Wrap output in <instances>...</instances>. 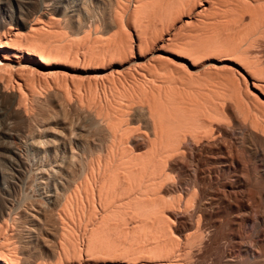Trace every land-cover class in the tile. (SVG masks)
Listing matches in <instances>:
<instances>
[{
    "label": "rangeland",
    "instance_id": "374dc122",
    "mask_svg": "<svg viewBox=\"0 0 264 264\" xmlns=\"http://www.w3.org/2000/svg\"><path fill=\"white\" fill-rule=\"evenodd\" d=\"M30 1H32V0H30ZM33 1L40 3V5L35 6V5H33V2L31 3V2H29V0H27V1L24 0V2H22L21 0H0V42L3 39L2 38L3 36L1 37V34H5L4 36L7 37L8 29L6 27L11 25V26L20 30L19 32L21 34V36H20L21 39L19 37L16 41H18V42L23 41V43H18L19 46H21V44H22V46L27 44L29 46L26 45V46H24V48L25 47L26 48L32 47L34 50V53H35V50L38 52V50L40 48L42 50L41 51L42 54L39 52L38 53L43 55V56L46 55V53L48 51H50V54H51V52L53 54V56H52L49 53H47V55L49 54L50 56L53 57V59H52V57L50 58L49 55L46 56V57H49L48 58L49 59L48 60L49 66L47 68L40 66L39 64L35 63L33 60H28L26 62V66L24 67V72H23L24 75L22 72L19 71L21 73V76L23 75L22 77H24V78H22V79H24V80H22V79L20 80L19 79L20 77H17V75L20 76L19 75L20 73L17 72V73H19V74H17L16 69L19 70L20 68H13L12 67L13 68L12 69L11 67H9V70L12 73H8L9 72V70L7 69L8 67L5 68L6 70H3V69L0 70V75L2 76L1 77L2 81H0V93H3L4 94L3 96H5V97H3L0 94V96H1L0 97V130H2V129H5V131L7 130L6 135L2 136L3 138L0 137V143H1L0 144V147H1L0 151H1V154L5 153V154H3V156L6 154L9 157L11 156L8 160H4L0 156V159H1L0 160V170L4 173L3 177L0 176V230H1L0 231V241H1L0 244L2 245L4 243V245H5V242L10 243L11 241L13 242L14 246H15V244H17L15 246V248H14V246L12 247L14 249H12L13 251L10 254L13 255L14 257H18L19 259L16 258L18 261L21 260L20 258L23 259L24 257L27 256L26 255L27 251H34V250L39 249L41 247L43 249L46 248V250L50 249V250L54 251V248L57 247L56 250L58 251V249H59V252L56 253V251H55L54 256L55 255H56V257H57V255L60 256L59 253L61 252L62 257L61 256L60 257L62 259H60V260H62V261H60L61 263L57 262V259L59 260L60 257L59 258L57 257V259H56V257H54L51 259L52 260L51 262L54 263V261L56 260L55 263H58V264L59 263L60 264H77V263L80 264L83 262L85 256H88L90 254L89 257H91L93 255V254L91 255V253L96 252L95 251L97 249L96 246H98V249L101 248L100 251H102V248H103V250L105 249V252H107V253L112 252L110 254V256L113 254V257H115L116 259H117V257L121 259L122 255L124 256V254L127 257H129L128 254L131 253L132 251L140 250L142 253V251H143L142 248L145 249L146 247L144 248V245L142 244L143 245V246L141 245L142 248L139 249L140 244L138 242H136V243H138L139 245L135 244L133 242V239H131V236H133L132 238L138 239L140 237V235H143V236H141L142 241H141V239H138V240H140L139 241L140 243L145 242L144 244H146L148 242L147 240H152L153 242H150L152 244L156 241V239H150V237L152 238L153 235L150 236L148 233L149 231L147 232V230H144V233L141 232L142 234L140 233V235H138V236L133 235L137 231H139L136 228H139V226L142 227V221H140L141 220L140 216L139 217L137 216L139 218V220H137L138 218L136 217V215H138L137 211H136V213H135L136 215H135L134 214L135 210L133 209V207L129 208L131 206H128V207L124 206L125 208L132 209V211H134L133 213L131 211V213L134 215V217H131V218H133L134 221L137 220V222H138L137 226L138 227L135 225L136 221H135V223L133 221L134 224L131 221L130 222L134 225V227L136 226V228H134L133 225L130 224V222L128 223L130 225H128L125 222L127 219H128L127 222L129 220H131L130 216H132V215L130 214L129 216H127V214L123 213L126 210V209L124 210V207H122V210H121V211L124 210L122 212L124 214L123 215L124 218L121 217L122 213L117 212L118 214H121V215L119 216L116 213H115V215L119 216L121 219H125V221L120 220V218H118L117 216H115L113 214L111 216H113V217L115 216L114 218L117 221L114 220L113 217L110 218L107 216L108 218L105 217V219L107 218V222L108 221L109 222L106 223L105 219L100 218L101 216L98 214L99 212L97 214L94 213V212L99 211V209L96 210L98 207L94 208L97 205V203H95L96 198L91 197L92 194H88L87 192L84 193V191H81L82 188H79V189L77 187L75 188L74 185L76 183H74L72 188H70V189H72L71 191L69 189H67L68 187H65L67 185L66 179L63 177V174H60V172L63 169V167H62L63 163L65 164V158H63L64 157L63 153L65 151H67L70 155H73L72 153H74V152L79 153V154L74 153V155H76L75 157H77L79 159H77L75 161L74 160L75 157L73 155L74 158L72 161H73V163L76 162L75 168L78 167V169H79L81 164H82L81 169H84V167H82V166H84V164H86L85 165V171L86 170L87 171H86V173L84 171L83 178L85 177L84 179H86L87 181H89V180L91 181L94 178V177L92 178V175H94V176L97 174L99 175V172H98L99 170L97 171L96 168H98L100 166V164L103 166V168L99 167L100 169L102 168L100 172L102 174H103V172L107 173L108 171H106V170L109 169V166L107 165V163L109 165H111L113 163V160L110 158L114 159V157H112V156H114L115 154H116L115 158L117 157V154L119 153V152H117V148L118 147L120 148L121 146H123L122 143H124L121 141L119 136L121 137L123 134L122 138H123V141H125L127 136L130 135V133L133 129L130 130L129 132H128V130L131 129V127L132 128L135 127L133 131L138 132L139 126H140V129H139L140 132H142L141 130L143 129L145 131H148V133H149L150 128H151L150 124L152 123V118H154L155 116L157 117L158 114L161 112L160 111L161 108H160V110H158V106H159L158 104L159 103H157V102H156L157 109H155V110H158V111H155L153 109L154 108L153 106H155V105H153L152 106L153 108H151L154 110L156 115L153 114L154 116H152V114H151L152 111L149 112L148 105H150L151 102H147V99H144L147 97L146 96L147 94H145V92L147 90L148 91L150 90L148 95L151 94V91L153 92L155 90L156 92L154 94H156L160 90L161 93L158 92L159 94L157 93L158 95L157 94L156 95L157 96L160 95L161 97L163 96L162 94L164 93L165 88H166V91L164 94H166V92H168V91H171L172 93L174 91H179V92H182V94L184 96L183 98L187 101V99L185 98V95L186 96L188 95L187 91H189L191 89L189 91L190 94L191 95L196 94V98H197L196 90L198 89V87L200 85H202L203 87L200 86L202 88L200 89V87H199V91H203L204 93L205 92L206 93L205 94L203 92L202 93L200 92V93L203 95H208L211 93L210 95H212V93L214 91L213 94L215 96L212 95V97L213 96L216 97L217 99H215V98L214 99L217 100L218 102H220V104H221V102L223 100H224V102H226L225 100L231 101L232 95L237 93L234 90L233 85L232 84H231L232 86L230 85V82L232 81L234 84L235 83L237 84V81H239L238 83H239L240 87L238 84H237V86L240 88V91H243V92H239V93H241L240 96H245V95H247V97L250 96L251 102H253L252 103L253 105L258 104V103L260 104L259 101H261V104H260L261 107H259L260 105H257V106L261 109H264V76H263L264 75V73H263V71H264V69H263L264 68V48L263 47L264 46L258 45L256 43H254V41H252V43L249 44L250 38H248V37L250 35L248 36V34H246L247 32L244 33V35H242L243 29L239 25H237L238 27L237 26L234 27V25H230L231 22L226 21L229 19H225L228 17V15H226L227 17L224 16L225 18H223V16H221V15L225 14V12H223L224 14H221L222 12H220V11H223V10H221V9L218 10V8H220V6H221V5L218 6V4H220V3L222 4V0H219L215 3V5L217 4L216 5L218 7L217 9H215L216 6L213 4L215 7H213L212 10H209V12L206 11V13L204 14L205 16L199 15V13L197 14L195 12L197 7L193 9L194 6L193 7L191 6L192 10H190V9L185 10L184 9L187 12L183 11V8H187V7L190 8L189 4L190 3L192 4L193 0H190L189 3H188L189 0H185V1L182 0L183 4H181V2L179 0H33ZM136 1H138V3H140V4L141 3L142 4L140 5ZM169 1H170V3H169ZM178 1L180 4L178 3ZM183 1L185 2V4L188 3L184 7H183V5H184ZM186 1H187V3H186ZM214 1H216V0H213L212 2L214 3ZM201 2H204V0H202ZM24 5H26V6H24ZM181 5L183 8H180ZM174 6H175V8H174ZM178 6H180V7H178ZM140 7H141V9H140ZM40 8H42V9H40ZM70 9H72V10H70ZM216 10H217V12L220 13V15H218V13L216 15V12H215ZM65 11H67V12L64 13ZM211 11L215 12V13H212ZM73 13H75V14H73ZM202 13L203 12H201L200 14H202ZM207 13L209 15H207ZM215 18H216V21L214 22ZM222 19L225 21H223ZM36 20H37L36 23L39 22V24L33 23ZM25 21H26V26L23 25V23ZM40 21H42V22L40 23ZM210 22H211V24H210ZM223 23H227V24H223ZM234 24L236 25V22ZM29 25L30 26L32 25V27H34L36 25L37 30L39 29L38 26L40 25L39 27L41 28L40 29L41 32L38 30V31H36V32H38L37 35L36 36L33 35V33L36 30L34 28L35 29L34 32L32 30V33H29V29H28ZM215 25H217V26H215ZM207 27L208 28L212 27V28L208 29ZM222 27H224L225 29ZM4 28H5V31H4ZM217 29H219V30H217ZM45 30H47V31H45ZM226 32H227V34H226ZM40 33L43 35H40ZM28 34L35 36V37H33L34 39L31 37L28 38ZM34 34H36V33H34ZM229 34H231V35H229ZM22 35H24V36H22ZM31 35H29V36H31ZM37 36H40L39 38L41 40L39 38H36ZM246 36H248V37H246ZM243 37H245V39ZM211 38H212V41L210 40ZM31 39L33 40V42H36L35 44L38 45L39 47L36 46V48L34 49L35 44L32 42ZM35 39H39V40H35ZM217 39H218V41H216ZM230 39H232L233 42ZM27 40L28 41L31 40L32 43L29 41L30 42V44H29V42ZM16 41L14 40L12 42H14V44L17 45ZM38 41H39V43H40V41H42V42L40 44H37ZM189 42H190V44H189ZM244 42H246L247 44ZM216 43H217V45H216ZM219 43H220V46H219ZM230 43H231L232 47L230 46V48H228ZM198 44H199V46H198ZM239 44H240V46H239ZM32 45H34V46H32ZM249 45L250 46L253 45V46H251V48H250ZM215 46H216V48H215ZM186 47H188V48H186ZM234 47H235V49H234ZM243 47L245 48V50L246 49L247 50L241 51V48H243ZM260 47H261V49H260ZM37 48H38V50H37ZM184 48L186 49V51ZM223 48H224V50H223ZM254 48H256L257 50ZM192 49L194 51H192ZM225 49L228 51L226 52ZM178 50H180V51H178ZM198 50H199V53L197 52ZM176 51H178V53ZM254 51H255V55H253ZM256 51H258L257 54H256ZM37 52L35 54L38 55ZM187 52L188 53L190 52L191 54L189 53L190 54L189 55V54H187ZM243 52H245V53L247 52V54H245ZM184 53H186V54H184ZM239 53H242V54H239ZM192 54H194V55H192ZM196 54L198 56H196ZM181 55H182V57H181ZM237 55H239V56H237ZM245 55H247V56H245ZM252 56H253V58H252ZM237 57H238V59L239 58H241V59L238 60ZM246 57H247V59H246ZM50 59H51V61H50ZM243 59H245V62L247 63V65H250V66L252 65L250 68L248 66V68H249L250 73H252V71L254 70V72L252 73L253 75L256 73L254 75V79L250 78V76L246 72H244V70L238 64L239 62L245 63ZM54 60L56 63L53 62ZM246 60H248L249 62H247ZM261 60H263V62ZM50 62L52 63V65L50 64ZM252 62H254V63H252ZM254 64L256 67L253 66ZM28 65H29V67H28ZM258 67H260V68L258 69ZM35 68H37V69H35ZM20 70L23 71V69H20ZM28 70H29V74L27 72ZM169 70H170V72H169ZM218 70H220L222 77L226 78L227 80H225L222 77L220 78V74H219ZM228 70L231 74H229ZM25 71L27 72L28 75L25 74L26 73ZM34 71H36V72H34ZM53 71H54V74H51V72L53 73ZM171 71H172V73H171ZM257 71H259V72H257ZM41 72H42V76H43V73H45V75L43 77H45L47 75L46 73H49L48 75L51 74L50 75L51 77L47 76L46 78H43L40 76ZM182 72H183V74L181 75L180 73H182ZM184 73H185V75H184ZM190 73L192 74L191 76H190ZM239 73H240V75L242 74L243 76L242 75L240 76ZM160 74H162V76H160ZM164 74H165V76H164ZM211 74L213 75V77H215L214 79H213V77H211L212 76ZM217 74L219 76H217ZM228 74L230 75V78L232 80L229 78ZM169 75L171 78L169 77ZM176 75H177V77H176ZM201 75H202V77H201ZM141 76H142V78H141ZM158 76L160 79H158ZM185 76H187V77H185ZM174 77H176V79ZM193 77H195V78L193 79ZM205 77L208 79H206ZM239 77L241 79H239ZM188 78H191V79L189 80ZM203 78L206 79V81ZM242 78H244V79H242ZM236 79H238V80H236ZM155 80H157V82ZM197 80L200 81L199 86H197L199 84V83H197L198 82ZM219 80H222V81H219ZM9 81L11 83H9ZM15 81L16 82L20 81V84H22V85H17ZM147 81L150 83H148ZM174 81H176V82H174ZM188 81L191 82V84L188 83ZM223 81L224 82L226 81V82L224 84H222ZM140 82H142V83H140ZM184 82L187 84H185ZM203 82L206 84V86H204ZM155 83H157L156 85L160 86L163 91L161 90V88H158L155 85ZM169 83H170V86L168 85ZM212 84H214V85L217 84V85L214 86ZM218 84L219 85L221 84L220 87ZM225 84L228 86H226ZM23 85H25V86H23ZM136 85H139V86H136ZM187 85H189L191 88ZM192 85H194V86L196 85L195 87H197V88H195ZM209 85H212V86H209ZM256 85L257 86L259 85V86L257 87ZM18 86L22 87L21 90L23 89V92L20 89H18ZM141 86L143 87V89ZM167 86H168V89H170V90L167 89ZM173 86L177 87L176 90H175V88H172ZM144 87H146V88H144ZM152 87H154V88H152ZM156 87H157V89H155ZM179 87L181 88V90ZM184 87L187 89V91ZM221 87H222V89H220ZM247 87H248V89H247ZM192 88L194 89V92H195L193 94H192V92H193ZM211 88L212 89L214 88V90H212ZM227 88H229V89L232 88V90L230 91ZM58 89H60V90H58ZM177 89H179V90H177ZM207 89H208V91H207ZM216 89H217V92L215 91ZM18 90H20L21 93H24L23 95L21 94L22 95L21 97H20V92H18ZM142 90L144 92H142ZM139 91L143 95H145V97H143V95H141ZM199 91H198V93H199ZM222 91H225L226 93L230 92L232 94L231 95H230V93L225 94V92H222ZM232 91H234V92H232ZM249 91H250V93H249ZM64 92H66V93H64ZM215 92H216V94L219 92H222L221 94L224 93L225 95L223 94L220 96L219 95L220 93H219L218 95L220 98L218 99V96L215 94ZM247 92H248V94H247ZM184 93H187V94H184ZM62 94L64 95V98L66 97V99H69V100L67 101V100H64L62 98L63 101H65L63 103V101L61 99V96H63ZM169 94H171V93H168V96H170V98L173 97L172 95H169ZM179 94L180 93H178V95L177 94L176 95L179 96ZM176 95H174V96L176 97ZM229 95H230V97H229ZM126 96H127V98H126ZM152 96H150V97H152ZM166 96H167V94H166ZM189 96L190 95L187 96L188 99H189ZM227 96L230 99L226 98ZM253 96H254V98H253ZM131 97H134V98L132 99ZM156 97H152V99L155 100ZM208 97H209V95H208ZM212 97L210 96L208 98L209 101H210V99L212 100ZM222 97H224L226 99H223ZM234 97L236 98L237 96H234ZM234 97L232 99H234ZM250 97H248V98L250 99ZM19 98H21V99H19ZM158 98L159 97H157L156 100ZM181 98L182 97H180V98L178 97L177 99L181 100ZM183 98H182V100H183ZM194 98H195V96H194ZM205 98L204 99L207 100L206 96H205ZM255 98H257V99H255ZM128 99H130V100H128ZM159 99H160L159 101H161V98H159ZM168 99H169V97H168ZM168 99H166V100H168ZM174 99H173V101L172 100L171 101L175 105L177 103L179 104L180 101L176 100L177 102L175 103ZM198 99H200V97ZM204 99H203V102H204ZM220 99H223V100H220ZM236 99H238V98H236ZM254 99H255V101H254ZM145 100H146V102H145ZM148 100H149V97H148ZM169 100H168V102H166V101H163V99H162L163 102L161 104L166 105V108H168V106H167L168 104H166V103H169ZM191 100H193V97ZM191 100H190V103H192ZM201 100H202V97H201ZM215 100H214V102H215ZM256 100H258V102ZM60 101H62V102L60 103ZM150 101H152V100H150ZM197 101H199V100H197ZM233 101L234 100H232V102ZM153 102H155V101H153ZM164 102H165V104H164ZM183 102L184 101H182L181 103H183ZM212 102L210 101L209 103L206 104V101H205L204 103L207 106H209V104H210V107L213 105H217V104L220 105L217 102H216V104L211 105ZM188 103L189 102H186V104H188ZM193 103H197V102H193ZM62 104H63V106H62ZM74 104H75V107L77 106L76 108H78V109H76L74 107ZM76 104H78V105L81 104L79 106H81L82 110ZM144 104H145V106H144ZM169 104L171 105L172 103L170 102ZM184 104H185V102H184ZM205 104H203V105L206 106ZM163 105H162V110L164 111L163 108L165 106H163ZM61 106H62V108H61ZM141 106H143V107H141ZM172 106L173 105H171L169 107H172ZM176 106H178V105H176ZM220 106H222V105H220ZM145 107L148 108L147 112L145 113L146 115L144 114V112H142V111H145V109H146ZM79 109H80V111H79ZM170 109L171 108H169L168 110L170 111ZM16 110H17V112L15 113ZM121 110H122V112H121ZM171 110H172L171 112L173 113L174 109H171ZM156 112L157 113L159 112V113L157 114ZM171 112H167V113L162 112L161 114L166 115V114L171 113ZM12 113H13V116H12ZM19 113H21L23 116L20 117L21 115L19 116L18 115ZM147 114L149 116L151 114L152 117L151 118L149 117L151 120L148 119ZM170 116H171V114H170ZM170 116L168 115V117H170ZM14 117H15V119H14ZM162 117H164V116H160L161 119H162ZM16 118H18V119H16ZM25 118L27 119V121H25L26 120ZM28 118L31 119L30 122H28L29 121ZM108 125L111 128V130L107 127ZM145 125H147V126H145ZM68 126H71L73 128V131L71 129L68 130ZM26 127H29V128H26ZM56 128H58L59 130ZM114 128H116V129H114ZM52 129H53V131H52ZM55 129H56V131H58L57 133L54 132ZM60 129H62V131H61L62 133L61 132L59 133ZM108 129L110 131L113 130V132H111V133H114V134L116 133L118 135H115L112 138L111 136L113 134H109ZM48 130L50 132H48ZM70 130L72 131L71 133H70ZM106 131H108V132H106ZM62 135H64V137ZM116 136H118V139L121 141L120 143L122 145L119 144V141H118V139H116L117 138ZM124 137H125V139H124ZM112 139H114V144H116L118 141V143H117V145L119 144L118 147L114 146V144L112 143L113 142ZM109 141L113 145L108 144V143H110ZM105 142H108V143H105ZM56 143H58V144H56ZM106 144L109 146L111 145L112 148H115L116 150L115 149L114 150L117 153L114 150H112L111 147H107ZM84 146H86V148ZM103 146H105L104 149L102 148ZM106 147L111 150L112 154H109L111 152H109L110 150L106 149ZM11 149L15 152V154L16 153L17 154L16 155L13 154L11 152ZM72 149L74 150V152ZM95 149H97V151ZM120 149H119V151H120ZM98 151L103 153V157L104 158L106 157L105 159L107 161L108 160L109 161L107 162L106 160H103L104 158L102 159V156H101L102 154L99 153ZM113 151L115 152L114 155H113ZM97 152L99 153L101 158ZM106 152H108L107 155L105 154ZM95 153H97V154H95ZM83 154H85V157ZM104 155H106V156H104ZM93 156H94V158L96 157L95 160H94V158L93 159L91 158ZM107 156L108 157L110 156V158H108ZM83 157H84V159H83ZM55 159L57 160V162ZM82 159L84 160V162ZM88 159L90 160V161H88V163H89L88 166H90L92 168L96 167V168H94V170H92V168H91V172L95 173V170H96V172H97L96 174L89 173L90 167L87 166V160ZM98 159L103 161V164L101 161L99 163ZM93 160H94V163L98 162L97 163L98 166L95 165L96 163L94 164L93 162H91ZM110 161H112V162L110 163ZM104 162L106 163V165ZM54 163L55 164L57 163L56 166ZM90 164H92L93 166H91ZM104 167L106 169H104ZM53 169L56 171H54ZM103 169H104V171H103ZM88 170H89V172H88ZM54 172L55 173L58 172L60 175H58V173L54 174ZM101 173H100V175H101ZM86 174H87V176H86ZM88 175H89V177H88ZM86 177H88L89 179H87ZM62 186H63V188H62ZM55 187H58V188H55ZM64 187H65V189H64ZM57 189H59V190L57 191ZM76 189H77V191H76ZM61 190L66 191L65 194H63V195H67L66 197H68L69 192H70L71 196L73 195L72 197L69 196L68 198H66L69 200L70 204H69V202L67 203L68 200L65 202V203H67V205L64 204L65 199H63V198H65V197L61 194L64 192L63 191L61 192ZM105 190H108V192H109V189H105ZM73 191L76 192L77 194L76 193L72 194ZM58 192L61 195V197L59 196ZM78 192H79V194L81 193L80 194L81 196L82 195L87 196L84 194H88V196L90 195L89 196L90 198H88V196H87V198H88L87 199V198H84L82 196L84 198L83 199L80 195H78ZM88 192L90 193L91 191L88 190ZM55 193H57L58 196ZM66 193H68V194H66ZM78 196H79V199L77 201L76 198H78ZM58 197H59V199H58ZM91 198L95 199L94 203L90 202V204H88L89 202L87 203V201L88 200L91 201L92 200ZM115 198H116V196L114 197V200H115ZM56 199H57V201L59 200L58 202L61 201L63 203V205H65V206L60 205L61 202L59 203V205H57L58 203H57ZM74 199H75V201H77V203L79 202V204H77V203H75V204H77L78 206H80V204H81L80 207H77V209H79V208H81V209L78 211L76 210L75 212L77 214L82 212V213H80V214H82L81 215L82 217L80 216V214H79V216L76 215L77 218L74 215L75 220H72L73 218L71 219V217H73V216H71V214L70 215L68 214V210H69V213L70 212L72 213V212H74L73 210L76 209L74 207L77 205L71 206L74 204L73 203ZM80 199H83L82 203L80 202L81 201ZM85 199H87V200H85ZM116 199H118V196ZM84 200L86 202H84ZM68 204L71 207H73V210L71 208L68 209V207L65 208L66 206H69ZM86 204H87V208L84 207V205H86ZM92 204L93 205L95 204V205L92 206ZM89 205H91L90 208H94V209H92V211L89 210ZM54 206L56 207V209L54 208ZM59 206H62V207H60L61 211H62V208H65V209H63V211L61 212L60 209L58 210ZM49 207H52L51 208L52 210L55 209V211L53 210V212L58 211L57 213H58L59 217H58L57 213L54 214L53 212H50L52 210H50ZM83 207H84V209H86V213H85V210L83 209ZM38 209H40V212L38 211ZM64 210L67 211L66 216H64L65 215L64 213H66ZM93 210H95V211H93ZM41 211L43 214H45V211H46V214H49V212H50V214L53 216L52 217L53 220L50 221V219H47L48 217L51 218L50 214L47 218H45L43 216V214L41 213ZM59 211L63 214V216L61 215V213ZM87 211H89V212L91 211L92 214L94 213L95 215H91V213L89 214V212H87ZM87 213L90 216L89 215L84 216V214H87ZM127 213H130V212L127 211ZM55 215H56V219L54 218ZM60 215L62 217H64V220H67L70 217L68 219L70 221L67 220L65 222H62L64 220H62ZM125 215L128 218H125L126 217ZM67 216H69V217L67 219H65V217H67ZM92 216H96V217L104 220V222H105L104 225L107 227L105 228L103 225H101V223L103 221L97 220V219L94 220L95 217H92ZM90 217L92 218L91 221H89L91 219ZM58 218H59L60 222H57L58 225H56V223H54V222H56L58 220ZM110 219H112V220H110ZM93 221H94L93 224L95 227H96L95 221L96 222L100 221L98 223V224H100V228H102V226H103L105 229L102 228L100 230L99 225H97V227L99 229L98 228L95 229V227H93L91 225ZM114 221H116V225L114 224ZM121 221H122V223L120 224ZM59 223H61V224H59ZM109 223L111 225L113 223L114 226L112 227ZM125 223L127 224V226L129 227L130 230L128 229V227L123 226V225H125ZM139 223H140V225H139ZM108 224L111 227L108 226ZM144 226H143V229L146 227V226L145 227ZM115 227H117V228H115ZM123 227L126 228L125 229L126 231L124 230ZM130 227L134 228V229L132 228L133 234L131 236H130V234H131L132 229ZM92 228L94 230H97L95 233L96 237L92 236V235H94V234H92V232H95ZM109 228H112V230L117 235V237L114 236V234L111 235L110 238H111V241H113V243L109 239L110 235H106L104 233V231H105L108 234V231H106V229L109 230ZM103 229H104V231L101 232ZM121 229H123V230H121ZM127 229H128V232H130L129 234L127 232ZM143 229H141V230L143 231ZM99 230H100V232H98ZM117 230H119L118 233H116ZM120 230H121V232H120ZM4 231L6 232V234ZM109 231L112 234V231L111 230H109ZM123 231L125 234H128L130 238H128V236L126 235L127 237H125V240H124V236L122 235ZM145 231L147 232V234H145L146 233ZM89 232H91V233H89ZM139 232H138V234H139ZM54 233H55V235H54ZM102 233H104L105 235ZM150 233H151V231H150ZM1 234H2V236H4V235L5 236L1 237ZM86 234H89V235L87 236ZM99 234L100 235L102 234L106 238L108 237L109 240L102 238L103 236L101 237ZM118 234H121L122 236L118 235ZM7 235L11 238L10 240H9V238H6V237H8ZM145 235L150 236V237L148 236L149 238H147L146 241H144L145 240L144 238H146ZM89 236L92 237V239H93V237H95L94 239H97V237H99V238L101 237V239H99V241L96 240L97 242H99V244L97 242L94 243L93 242L94 240L92 241ZM86 237H89L88 238L89 240ZM3 238L5 239V241L1 240ZM126 238H128V239H126ZM114 239H115L116 243L114 242ZM116 239H117V241H116ZM126 240H129L128 243H130L128 245V247H126L128 249H126L125 246L124 247L122 246L123 245L122 242H126L124 244L127 246ZM86 241H91V242H86ZM12 242H11V244H12ZM105 242H106V244H105ZM117 242H118V244H117ZM119 242H121L120 244H121V248L123 247L122 248L123 251H122V249L121 250L119 249L120 248ZM63 243H65V244H63ZM72 243H74V244H72ZM90 243H92L91 245H96V246H93L94 248L92 247V249L94 250L93 252L91 251L92 249H91V245H89ZM100 243H102V246L100 245ZM109 243L112 244V247H111V245H109ZM56 244H57V246H56ZM107 244L111 247L109 249H111L113 251H110V250L107 251L108 247L107 246L104 247ZM7 245L9 246L10 244H7ZM31 245H34V246H31ZM52 245H53V247H52ZM71 245H73L72 246L73 248L71 247ZM74 245L77 248L80 247V250H82V252H80V251L78 252L79 248L78 249L76 248V250H74V248H75ZM131 245L132 246L138 245L139 247L136 246L137 247L136 249L133 247L134 250H132ZM149 245H147V246L149 247ZM11 246H10V248L8 247L9 250L11 249ZM61 246H62V248H63L62 250H64V252H62V250L60 249ZM3 247L5 248L6 246H3ZM85 247H87V248H85ZM89 248H90V250H89ZM26 249H27V251H26ZM71 249H73L74 251H77V253L73 252ZM83 249H84V251H83ZM118 249L120 251H122L120 256L118 255L119 254ZM124 249L126 250L125 251L126 253H124ZM146 249H148V248H146ZM146 249L144 250L145 252L143 251V253L147 254V256H150L151 254L148 255V252H146ZM117 250H118V252H117ZM115 251L118 254L115 253ZM127 251H129L128 254H127ZM140 251H139V253H140ZM9 252H11V250ZM89 252H91V253H89ZM96 253H94L92 258H94V256H97L98 254L101 257H102V255L103 256L107 255L109 257L108 259H111V257H112V256L111 257L109 256V253L103 254V251L100 253L98 251ZM101 253H102V255H100ZM135 253L136 252L132 253V255L134 254V256L135 255H137V256H135V257L130 256V257H133V259L131 258L132 261H134V258L137 259L138 255H139V253H136V254ZM141 253H140V255H141ZM143 253H142L141 257L145 256V255H143ZM114 254H116L117 256L116 255L114 256ZM16 255H18V256H16ZM20 256H22V257H20ZM107 256H104V258H107ZM127 257L124 256V258L123 257L122 258L127 259ZM140 258H138V260ZM129 260H130V258H129Z\"/></svg>",
    "mask_w": 264,
    "mask_h": 264
},
{
    "label": "bare ground",
    "instance_id": "6f19581e",
    "mask_svg": "<svg viewBox=\"0 0 264 264\" xmlns=\"http://www.w3.org/2000/svg\"><path fill=\"white\" fill-rule=\"evenodd\" d=\"M21 1L24 2V0H21ZM179 1L181 2V4H183L182 0H179ZM179 1H178V3H179ZM201 1L202 0H193L192 4L191 3L189 4L190 8H188L187 6H186L187 8H183L185 5H187L190 2V0L188 1V3L186 1L187 4H185V2H184L183 7H182V5H181V7L180 6H178V7L183 8V11L187 12V11H185L186 9L187 10L188 9L192 10L191 6L192 7L194 6L193 9L197 7L196 11L194 10L197 14L199 13V15H204L206 13V11L209 12V10H212V8L217 5V4L215 5V3L217 1H219V0L214 1V3L212 2L213 0H204V2H201ZM29 2H31V3L33 2V5H35V6L40 5V3L34 2L33 0L32 1L29 0ZM136 2L138 3V1H136ZM169 3H170V1H169ZM138 4H140V3H138ZM219 5H221L222 7L220 6V8H218L216 6L215 9L218 8V10H220V9L223 10V11H220V12H222L221 14H224L223 12H225L224 15H221V16H223V18H225L224 16L228 15L229 18L226 16L227 18H225V19H229V20H226V21L231 22V24L229 23L230 25H234V27L239 25L243 29V34L242 35H244V33L247 32L246 34H248V36L250 35L252 37L251 38L250 36L249 37L246 36V37L251 39V40L249 39V41H250L249 44H251L252 41H254V43L264 46V0H222V4L220 3V4H218V6ZM24 6H26V5H24ZM174 8H175V6H174ZM40 9H42V8H40ZM140 9H141V7H140ZM70 10H72V9H70ZM66 12L67 11H65L64 13H66ZM201 12H203V13L200 14ZM215 12H216V15H217V13H218V15H220V13L217 12V10ZM215 12H212V13H215ZM73 14H75V13H73ZM207 15H209V14L207 13ZM215 21H216V18H215L214 22ZM223 21H225V20H223ZM36 22H37V20L34 21L33 23L34 24H39V22L38 23H36ZM41 22L42 21H40V23ZM235 22H236V25L234 24ZM210 24H211V22H210ZM223 24H227V23H223ZM23 25L26 26V21L23 23ZM32 25L31 26L29 25V28H28L29 29V33H32V30L34 32V30L36 29L35 32H34L36 34L33 33V35L36 36L37 33H38L36 31H38V30L40 31V29H41L39 27L40 25L38 26V28H39L38 30L36 28L37 27L36 25L34 27H32ZM215 26H217V25H215ZM6 28L8 29L7 37L4 36L5 34H1V37L3 36L2 37L3 39L1 38L2 40L0 42V70L1 69L6 70L5 68H7V67H8L7 69L9 70V67H11V68L13 67V68L23 69V71L20 70V69L19 70L16 69V73L19 72V71L23 73L24 72V67L26 66V62L28 60H33L35 63H37L40 66L45 67V68H47L49 66V61H48L49 57H46V56H48L50 54V51H48V52L46 51L49 54L47 55V53H46V55L43 56V55H41L42 54V52H41L42 50L40 48H39L40 51L38 50V48H37V50L41 54H39L35 50V53L36 52L38 53V55H37V54L34 53V50H33L32 47L31 48H28V47L24 48V46H26L27 44L24 45V46H22V44H21V46H19L18 43H23V41L22 42L16 41L21 36V34L19 32L20 30L15 28V27H13V26H11V25L7 26ZM211 28L212 27H210L208 29H211ZM222 28H224V27H222ZM217 30H219V29H217ZM4 31H5V28H4ZM45 31H47V30H45ZM226 34H227V32H226ZM29 35H31V34H28V38L35 37L33 35H31V36H29ZM40 35H43V34L40 33ZM229 35H231V34H229ZM22 36H24V35H22ZM39 37L40 36H37L36 38H39ZM243 38L245 39V37H243ZM20 39H21V37H20ZM39 39H35V40H39ZM14 40L17 42V45L14 44V42H12ZM31 40H29V41L31 42ZM210 40L212 41V38ZM230 40H232V39H230ZM216 41H218V39ZM30 42H29V44H30ZM32 42H33V40H32ZM41 42L42 41H40V43ZM232 42H233V40H232ZM33 43L35 44L36 42H33ZM40 43H39V41L37 42V44H40ZM244 43H246V42H244ZM189 44H190V42H189ZM216 45H217V43H216ZM27 46H29V45H27ZM32 46H34V45H32ZM36 46L39 47L38 45L35 44L34 49L36 48ZM198 46H199V44H198ZM219 46H220V43H219ZM230 46H231V43L229 44L228 48H230ZM239 46H240V44H239ZM251 46H253V45H251ZM251 46H250V48H251ZM186 48H188V47H186ZM215 48H216V46H215ZM243 48H241V51L242 50H244V51L247 50V49L245 50V48L244 49ZM234 49H235V47H234ZM254 49H256V48H254ZM260 49H261V47H260ZM199 50L197 51L198 53H199ZM223 50H224V48H223ZM178 51H180V50H178ZM178 51H176V52L178 53ZM185 51H186V49H185ZM192 51H194V50L192 49ZM227 51L228 50H226V52ZM247 52L246 53L243 52V53L247 54ZM189 53L187 52V54H189ZM257 53H258V51H256V54ZM184 54H186V53H184ZM239 54H242V53H239ZM50 55L53 56L52 52H51ZM192 55H194V54H192ZM253 55H255V51H254ZM52 56H50V58ZM196 56H198V55L196 54ZM237 56H239V55H237ZM245 56H247V55H245ZM181 57H182V55H181ZM252 58H253V56H252ZM52 59H53V57H52ZM237 59H238V57H237ZM239 59H241V58H239ZM246 59H247V57H246ZM243 60L245 62V59H243ZM50 61H51V59H50ZM246 61L249 62L248 60H246ZM261 61L263 62V60H261ZM53 62H55V60ZM254 62H252V63H254ZM50 64L52 65L51 62H50ZM238 64L241 66V68L244 70V72H246L250 76V78L254 79V75L256 73L253 75L252 73L254 72V70L252 71V73H250V71H249V68L252 65L251 66L247 65L246 62L245 63H243V62L240 63L239 62ZM248 66H249V68H248ZM253 66L256 67L255 64ZM28 67H29V65H28ZM259 68L260 67H258V69ZM35 69H37V68H35ZM36 71H34V72H36ZM218 71H219L220 78H221L222 77L221 72H220V70H218ZM259 71H257V72H259ZM27 72L29 74V70ZM27 72L25 74H27ZM169 72H170V70H169ZM228 72H229V70H228ZM8 73H12V72H10V70H9ZM19 73H17V74H19ZM171 73H172V71H171ZM240 73H239V75H240ZM263 73H264V71H263ZM46 74L47 75L45 77H43L45 75V73H43V76H42V72H41L40 76L43 77V78H46L47 76L49 77L51 74H54V71H53V73L51 72L50 75H48L49 73H46ZM180 74L182 75L183 72L180 73ZM229 74H231V73L229 72ZM19 75L20 76L17 75V77H20L19 78L20 80L22 78H24V77H22L24 75V73H23L22 76H21V73ZM184 75H185V73H184ZM191 75L192 74L190 73V76ZM160 76H162V74H160ZM164 76H165V74H164ZM217 76H219V75L217 74ZM1 77L2 76L0 75V81H2ZM169 77H170V75H169ZM176 77H177V75H176ZM176 77H174V78L176 79ZM185 77H187V76H185ZM201 77H202V75H201ZM211 77H213V75ZM141 78H142V76H141ZM194 78L195 77H193V79ZM214 78L215 77H213V79ZM222 78H224V77H222ZM229 78H230V75H229ZM244 78H242V79H244ZM158 79H160L159 76H158ZM188 79L190 80L191 78H188ZM206 79H208V78H206ZM206 79H204V80L206 81ZM224 79L227 80L226 78H224ZM239 79H241V78L239 77ZM22 80H24V79H22ZM236 80H238V79H236ZM155 81L157 82V80H155ZM197 81H196L197 83L200 82L199 80H197ZM219 81H222V80H219ZM174 82H176V81H174ZM225 82L223 81L222 84H224ZM238 82L239 81H237V84L239 85ZM9 83H11V82L9 81ZM140 83H142V82H140ZM148 83H150V82H148ZM188 83L191 84V82H189V81H188ZM16 84L17 85H22V84H20V81L16 82ZM156 84L157 83H155V85ZM185 84H187V83H185ZM231 84L233 85L234 90L237 92V93H235L236 95L235 94L232 95L231 101L225 100L226 102H224V100H223V99H226V98L230 99L229 97L232 94L230 92H229L230 93L229 97L228 96L226 98L222 97L223 99H220V100H223L221 102V104H220V102L215 100L217 98L214 97L215 96L213 94L214 91L212 93V95H214L213 97H212V95H210L211 93L209 92L210 93V94H208L209 97L210 96L212 97V100L210 99V101L214 102V100H215V102L214 103L212 102L211 105L216 104V102L219 103L220 105H222V106H220V105L217 104V105H213L211 107H210V104H209V106L206 105L207 103L210 102L209 99H208L209 98L208 95H203V94H201L203 91H199V87L202 86V85H200V83L197 85V86L200 85L198 87V89H197L199 91V93L195 89L196 92H197V98H196V94H193V93H195L193 88H192L193 89V92H192L193 95H191L190 92H189L191 89L190 90L188 89L189 91H187V89L184 87L186 89L188 95H190L189 99L187 97L188 95L187 96L185 95V98L187 99V101L183 98L184 96H183L182 92H179V91H174L173 93L171 91H168V92H166V94H167V96H166V94H164L165 91H166V88H165V91L162 94L163 96L161 97L160 95L157 96L159 93H161L160 90L159 91L157 90L159 92V93L157 92L158 94L156 93L157 95L154 94L156 92L155 90L153 92L151 91V94L152 93L154 94V95L152 94L153 96L151 94L148 95L150 90L149 91L147 90L145 92V94H147L146 95L147 97L144 98V99H147V102H151V104H152V105L151 104L148 105L149 112L152 111L151 112L152 116L156 115L155 112H154V110L157 109L156 102L159 103L158 104L159 105L158 106V110H160V108H161V110H160L161 112L160 113L158 112L159 114L156 112L158 114V116H157L158 118L155 116L154 117L155 119L152 118V123L151 124L148 122L150 124V126H151L149 133H148V131H145L142 128H141L142 132H140L139 131L140 126H139V129L136 127L138 129V132L133 131L135 127H133V128L131 127V129H129L128 132L133 129L131 131V133L132 132L133 133L132 134L130 133V135L127 136L125 141H123V138H122L123 134L122 133H121L122 136L121 137L119 136L121 141L124 142V143H122L123 144V146H121L122 148L120 147L121 149L118 147V145L121 144L120 143L121 141L118 139V136H116L117 138L115 137L119 141L118 145H117L118 141H117L116 144H114V139H112L113 140L112 143L114 144V146L118 147L117 148V152H119V153L117 154L116 158H115L116 154L114 155V153L116 152L115 151L116 149L112 148V146H111L113 144H111L110 141H109L110 143L105 142V143L111 144L110 146L106 144L107 147H111L112 150L115 149L114 150L115 152L113 151V155L114 156H112V157H114L115 160L113 158H110V156L109 157L107 156L108 158L113 160V163L111 165H109L107 163V165L109 166V169L107 168L108 170H106V171H108L107 173L103 172V174H102L100 172L101 169L103 168V166L101 164L99 166V167H102L101 169L99 167L98 168L94 167V168H96L97 171L99 170L98 171L99 175L98 174H97L98 176L95 175L96 177L94 175H92V178L93 177L94 178L91 181L89 180L90 182L87 181L86 179H84L85 177L83 178L86 164H84V166H82V167H84V169H81V165L82 164L80 163L81 165L79 164L80 167L78 169V167L75 168V163L76 162L73 163V161H72L73 158L76 156V155H74V153L77 154L78 152H74V150L72 149L73 152H74V153H72L74 155V157H73V155H70L67 151H65L63 153L64 154L63 158H65V164L63 163V166H62L63 169L60 172V174H63V177L66 179V184L67 185L65 187H68L67 189H69L71 191L72 189H70V188H72L74 183H76L74 185L75 188L76 187L78 189L82 188L81 191H84V193L87 192L88 194H92L91 197L92 198L93 197L96 198L95 203H97V205H98V206L96 205L94 208L98 207L96 210L99 209V211L94 212V213L97 214L99 212L98 214L101 216L100 218H102V219H105V217H107V216L111 218V217H113L111 215H113V214L115 215V213L120 216L121 214H118L117 212L122 213L125 209L128 212H130V213H127L126 210L123 213L127 214V216H129L131 214L132 216H130V218L134 217V215L132 214L134 211H132V209L125 208V207H128V206H131L129 208L133 207V209L135 210L134 214L136 213V211L138 213V215L135 214L136 217L140 216V219H141L140 221H142V227L139 226V228H136V226L138 225L137 224L138 223L137 220H139L138 217H137L138 219L135 220L136 221V224H135L136 226L134 227L133 224L135 223V221L133 220V218H131V220H129L127 222L128 219L125 221V219H121L117 215H115V216L120 218V220L125 221L127 224L130 221L132 223L134 221L133 224L131 222H130V224H132L133 227L138 229L139 231L141 229H143L144 225L146 226V227L144 226L146 229L144 228L143 231L141 230L140 232L135 229L137 231L135 234H133V229L134 228L130 227L131 229L133 228L131 230L130 236L132 234L134 236L135 235L138 236V235H140L141 232L144 233V230H147V232L149 231L148 233H149L150 236L153 235L152 238L148 235L150 237V239H156V241L154 240L155 242L151 244L150 242H153V241L152 240H147V238H149V237L147 235H145L146 238H144L145 240L144 239L143 240L144 241H146V240L148 241L146 243L147 245L150 244L149 247H148L146 244H144L145 242L144 243H142V242L140 243L139 242L140 240H138V239H141L142 238L141 236H143V235H140V237L138 239L132 238L133 236H131V239H133V242L135 244H138V243L140 244V245L138 244L140 246L139 249L142 248L141 247L142 244L144 245V248L145 247L148 248V249H146V248L145 249H146V252H148V255L151 254L150 256H147V254L143 253V251L145 249L142 248V250H143L142 253L145 256L141 257L142 253H141L140 250L132 251V250H134L133 247L136 249L137 248L136 246H138V245L132 246L133 245L132 244L131 245L132 246V250H131L132 252L130 251L131 253L128 254L129 251H127V254H128L129 257H127L124 254V256L127 257L128 260L127 259H123L124 258L123 255H122L123 258L121 257V259H120V258L117 257V259H116L115 257H113V254H112L111 255L113 257L112 258L110 256V254L112 252L111 253L108 252L109 256L111 257V259H108L109 257L107 255H104V256H107V258H104L102 253L100 254V255H102V257L99 256V254H98L97 256H94V258H92L94 253H96L98 251H99V253L103 251V254L107 253V252H105V249L103 250V248H102V251H100L101 248L98 249V246L91 245L93 242L95 243V242L99 241V239H101V237L103 236L102 234L105 233L106 235H110L109 236L110 241H111V238H110L111 235L114 234V236L117 237V235L112 230V228H109V230L112 231V234L107 229H106V231H108V234L104 231V229L107 227V226L104 225L105 222L106 223L109 222V221L107 222V218L108 217L105 219V222H104V220L98 218L99 217L98 215H97L98 217L92 216V217H95L94 220L97 219V220L103 221L101 223V225H103L105 228L102 226V228H104V229L101 232L104 231V233H102L101 235L99 234L101 236L100 238L97 237V239H94L96 237L95 233H96L97 230H94L92 228L95 231V232H92V234H94L92 236H95V237H93V239H92V237L89 236L92 241L94 240L89 245H91V249H92L93 246H96L98 250L96 249L95 250L96 252H94V253L89 252V253H91V255L92 254L93 255L91 257H89L90 254L88 256H85L83 262L80 263V264H264V109L259 108V107H261V105H260L261 101H259L260 104L258 103V104H254L253 105L252 104L253 102H251V97L250 96H248V97H250V99L245 94H244L245 96H240L241 93H239V92H243V91H240V88H239L240 85L238 87L237 84L236 83L234 84L232 81L230 82V85ZM168 85L170 86V83ZM212 85H214V84H212ZM212 85H209V86H212ZM216 85H214V86H216ZM220 85H219V87H220ZM23 86H25V85H23ZM136 86H139V85H136ZM187 86H189V85H187ZM192 86H194V85H192ZM204 86H206L205 83H204ZM226 86H228V85H226ZM157 87L161 88L160 86H157ZM157 87L155 89H157ZM202 87H200V89ZM21 88L22 87L18 86V89L21 90ZM144 88H146V87H144ZM152 88H154V87H152ZM172 88H175V90H176L177 87L173 86ZM195 88H197V87H195ZM142 89H143V87H142ZM167 89H168V86H167ZM220 89H222V87ZM227 89L230 90V91L232 90V88L231 89L227 88ZM247 89H248V87H247ZM20 90H18V92H20ZM58 90H60V89H58ZM161 90H162V88H161ZM168 90H170V89H168ZM177 90H179V89H177ZM180 90H181V88H180ZM212 90H214V88ZM21 91L23 92V89ZM207 91H208V89H207ZM215 91L217 92V89ZM142 92H144V91L142 90ZM177 92L180 93L179 96H177L178 95ZM216 92H215V94H216ZM222 92H225V91H222ZM222 92H219L220 94L219 93L216 94L218 96V99L220 98L219 95L221 96V95L224 94V93L221 94ZM232 92H234V91H232ZM64 93H66V92H64ZM168 93H171L169 95H172L175 99L173 97L170 98V96H168ZM187 93H184V94H187ZM227 93L225 92V94H227ZM249 93H250V91H249ZM0 94L2 96L4 95L3 93H0ZM21 94L23 95L24 93L20 92V97L22 96ZM140 94L143 95L141 92H140ZM247 94H248V92H247ZM174 95H176L177 98L178 97L179 98L182 97L183 100H182V98H181V100L184 101L185 104H184V102L181 103L182 101L180 99L178 100ZM150 96H152V97H156L157 96V97L161 98V101H159L160 100L159 98L157 99L158 100L157 101L156 100L157 97L155 98V100H153L152 97H150ZM191 96L193 97V100L195 99L196 101L195 100L194 101L191 100L192 99ZM194 96H195V98H194ZM205 96L207 97V100H205L206 99ZM234 96H237L236 98H238V99H236ZM254 96H253V98H254ZM3 97H5V96H3ZM143 97H145V95H143ZM148 97H149V100H148ZM168 97H169L170 100L168 99ZM199 97H200V99H198ZM201 97H202V100H201ZM233 97H234V99H232ZM62 98L64 100H67V101L69 100V99H66V97L64 98V95L61 96V99ZM126 98H127V96H126ZM131 98L133 99L134 97H131ZM172 98L175 100L174 101L175 103L177 102L176 100L180 101L179 104L178 103L176 104L178 106H176L172 102L173 101ZM19 99H21V98H19ZM63 99H62V101H63ZM162 99H163V101H166V102H168V100H169V103L171 102L172 103L171 105H173V106L169 107L171 105L169 103H166V104H168L167 105L168 108H166V105L161 104L163 102ZM166 99H168V100H166ZM203 99H204V102L206 101V104L203 102ZM255 99H257V98H255ZM255 99H254V101H255ZM128 100H130V99H128ZM150 100H152V101H150ZM190 100L192 101V103L193 102H197V103H193L192 104V103H190ZM197 100H199V101H197ZM232 100H234V101L232 102ZM62 101H60V103ZM153 101H155V102H153ZM256 101L258 102V100H256ZM64 102L65 101H63V103ZM145 102H146V100H145ZM186 102H189V103L186 104ZM145 104H144V106H145ZM164 104H165V102H164ZM203 104H205L207 107L204 106ZM76 105H78V104H76ZM79 105H81V104H79ZM153 105H155V106H153ZM162 105L165 106L163 108L164 111L162 110ZM257 105H260V106L258 107ZM62 106H63V104H62ZM62 106H61V108H62ZM74 107H75V104H74ZM141 107H143V106H141ZM79 108L81 109V106H79ZM151 108H153L154 110L151 109ZM165 108L167 110L169 108L174 109L173 113L171 112L172 111L171 109H170V111L169 110L167 111ZM76 109H78V108H76ZM80 109H79V111H80ZM147 109L148 108H146L145 111H142V112H144V114H145L147 112ZM158 110H155V111H158ZM16 112H17V110L15 111V113ZM121 112H122V110H121ZM162 112L163 113L171 112V113H168V114L165 115V114H161ZM148 114H147L148 119L151 120L150 118L152 116H151V114H150V116ZM170 114H171V116H170ZM18 115L19 116L21 115L20 117L23 116L21 113H19ZM159 115L160 116H164V117L166 116V117L165 118L162 117V119H161ZM168 115L170 117H168ZM12 116H13V113H12ZM14 119H15V117H14ZM16 119H18V118H16ZM25 121H27V119ZM30 121H31V119H29L28 122H30ZM145 126H147V125H145ZM107 127L111 130L109 125ZM26 128H29V127H26ZM56 129H58V128H56ZM56 129L54 130V132L57 133L58 131H56ZM69 129H71L73 131V128L71 126H68V130ZM109 129H108L109 134H113L111 136L112 138H113V136L118 135L116 133L115 134L111 133V132H113V130L110 131ZM114 129H116V128H114ZM71 130H70V133L72 132ZM6 131H5V129L0 130V137L5 136L6 135ZM52 131H53V129H52ZM61 131H62V129H60L59 133ZM108 131H106V132H108ZM48 132H50V131L48 130ZM64 135H62V136L64 137ZM124 139H125V137H124ZM56 144H58V143H56ZM86 146H84V147L86 148ZM104 147L105 146H103L102 148L104 149ZM107 147H106V149H108ZM0 149H1V147H0ZM119 149H120V151H119ZM95 150L97 151V149H95ZM108 150H110V149H108ZM11 152L13 154H15V152L12 149H11ZM109 152H111V150ZM97 153H95V154H97ZM99 153H101V152H99ZM99 153H98V155H99ZM107 153L108 152H106L105 154L107 155ZM3 154H5V153H3ZM3 154H1V151H0V156L4 160H8L11 157V156L9 157L7 154L3 156ZM101 154H102L101 156H102V159H103L104 158L103 157V153H101ZM109 154H112V152L109 153ZM83 155L85 157V154H83ZM106 155H104V156H106ZM94 156L91 157V158L93 159ZM101 156H100V158H101ZM84 157H83V159H84ZM95 158H94V160H95ZM105 158L103 160H106ZM77 159H79V158L75 157L74 160L76 161ZM94 160L91 161V162L94 163ZM88 161H90V160L89 159L87 160V166L89 165ZM98 161L100 163L101 160L98 159ZM56 162H57V160H56ZM83 162H84V160H83ZM101 162L103 164V161H101ZM111 162L112 161H110V163ZM97 163L95 165H97ZM56 164H55V166H56ZM90 165L93 166L92 164H90ZM105 165H106V163H105ZM88 167H90V166H88ZM105 167H104V169H106ZM91 168L92 167H90V169H89L90 172H89V170H88V172L92 174L93 172H91ZM94 168H92V170H94ZM104 169H103V171H104ZM96 170H95V173H93V174L97 173ZM54 171H56V170H54ZM86 171H85V173H86ZM57 173L58 172H56V173L54 172V174H57ZM100 173H101V175H100ZM60 174L58 173V175H60ZM0 176L1 177L4 176V173L1 170H0ZM86 176H87V174H86ZM88 177H89V175H88ZM88 177H86V178L89 179ZM65 187H64V189H65ZM55 188H58V187H55ZM62 188H63V186H62ZM105 189H109V192H108V190H105ZM58 190L59 189H57V191ZM88 190L91 191V192L89 193ZM62 191L63 190H61V192ZM74 191H73L72 194L76 193ZM76 191H77V189H76ZM63 192L64 193H61L62 195L65 194L66 191H63ZM79 192H78V195L81 194V193L79 194ZM55 194H57V193H55ZM58 194H59V192H58ZM58 194H57V196H58ZM66 194H68V193H66ZM88 194H84V195L88 196ZM59 196L61 197L60 194H59ZM63 196L65 197V198H63V199H65L64 204L67 205L69 200L66 199V198L71 196V194L69 192L68 197H66L67 195H63ZM87 196H83V197L87 198ZM89 196H88V198H90ZM115 196H116V198L118 196V199L115 198V200H114ZM58 199H59V197H58ZM76 199L78 201L79 196ZM83 199H80L81 201L80 200L79 201L82 203ZM87 199H85V200H87ZM85 200H84V202H86ZM94 200L95 199H92L91 201L88 200L87 203L88 202H89L88 204H90V202L94 203ZM56 201H57V199H56ZM58 201H57V203H58L57 205H59V203L61 202V201L60 202H58ZM66 201H67V203H65ZM77 201H75V199H74V201H73L74 204L71 205V206H75V205L79 204V202L77 203ZM75 203H77V204H75ZM69 204H70V202H69ZM60 205H63V203L61 202ZM94 205L92 204V206H94ZM63 206H65V205H63ZM69 206H66L65 208L68 207V209L71 208L73 210V207H71V206L69 207ZM80 206H81V204H80ZM80 206H78V205L75 206L74 208H76V209L73 210V211L75 212L76 210L77 211L80 210L81 208L77 209V207H80ZM60 207H62V206H59L58 210L60 209V211H61ZM84 207L87 208V204L84 205ZM84 207H83V209H84ZM90 207H91V205H89V210L92 211V209H94V208H90ZM122 207H124L123 211H121ZM49 208H50V210H52L51 209L52 207H49ZM54 208L56 209L55 206H54ZM65 208H62V211ZM55 209H53V210L55 211ZM53 210L50 211V212H53ZM84 210H85V213H86V209H84ZM38 211L40 212V209H38ZM64 211L66 212V213H64L65 214L64 216H66L67 211L66 210H64ZM91 211L90 212L87 211V212H89V214L91 213V215H95L94 213L92 214ZM93 211H95V210H93ZM131 211H132V213H131ZM50 212H49V214H50ZM57 212L58 211L53 212V213L56 214ZM74 212H72V213L70 212L69 213V210H68V214L69 215L71 214V216H73V217H71V219L73 218L72 220H75L74 219L75 217L77 218L76 215L79 216V214L82 213V212H80V213L78 212L79 214H77L76 212L75 213ZM41 213H42V211H41ZM123 213H122V216H121L122 218H124L123 217V215H124ZM49 214H46V211H45V214H43V216L45 218H47L49 216ZM89 214L88 213L84 214V216L85 215L87 216ZM57 215H58V213H57ZM61 215L63 216L62 213H61ZM61 215H60V217L62 218V220H64V217H62ZM74 215H75V217H74ZM81 215L82 214H80V216ZM50 216H51V218L48 217L47 219H50V221H51V220H53L52 219L53 216L51 214H50ZM127 216L125 218H128ZM58 217H59V215H58ZM68 217L69 216L65 217V219H67ZM114 217H113V219L116 220ZM54 218L56 219V215H55ZM67 220H64L62 222H65ZM91 220H92V218L89 221H91ZM110 220H112V219H110ZM68 221H70V220H68ZM96 221H95L96 227L93 224L94 221L91 224L93 227H95V229L98 228L97 225H99V228H100V224H98L100 221L99 222H96ZM116 221H114L115 225H116ZM57 222H60L59 218L54 223H56V225H58ZM121 223H122V221L120 222V224ZM126 223H125V225H123L124 227L125 226L128 227ZM59 224H61V223H59ZM109 224H108V226L111 225V224L110 225ZM114 224L112 223L111 226L113 227ZM130 224H128V225H130ZM139 225H140V223H139ZM102 228H100V230ZM115 228H117V227H115ZM125 229L126 228H124V230ZM128 229H129V227H128ZM128 229H127V232H128ZM100 230L98 232H100ZM121 230H123V229H121ZM121 230H120V232H121ZM118 231L119 230H117L116 233H118ZM150 231H151L152 234L150 233ZM138 232H139V234H138ZM147 232L145 234H147ZM89 233H91V232H89ZM129 233L130 232H128V234ZM5 234H6V232H5ZM128 234H125L124 231H123L122 235L124 236V240H125V237H127V236H128V238H130ZM54 235H55V233H54ZM86 235L88 236L89 234H86ZM118 235H121V234H118ZM4 236H2V234H1V237H4ZM89 237H86V238L88 239ZM6 238H9V240L11 239L9 236L6 237ZM102 238L108 239V237L106 238L104 236ZM128 238H126V239H128ZM1 240L5 241L4 238L1 239ZM129 240H126L127 241V246L124 244L126 242H122V244H123L122 246L123 247L125 246V248L128 247V245L130 244V243H128ZM116 241H117V239H116ZM141 241H142V239H141ZM11 242L10 243L5 242V245H4V243L2 244L3 246H6L7 248L6 247L4 248L0 244L2 246V247L0 246V264H52L53 262H51L52 261L51 259L56 257V255L54 256V252L55 251H56V253L59 252V249H58V251L56 250L57 247L54 248V251L50 250V249L46 250V248L43 249L42 247L39 248V249H36V250L33 249L34 251H27V249H26V251H27L26 255L27 256L24 257L23 259L20 258L21 260L18 261L16 259L18 257H14L13 255L10 254L13 251L12 249H14L15 246L17 245V244H15V246H14L13 242H12V244H11ZM86 242H91V241H86ZM111 242L113 243V241H111ZM114 242H115V239H114ZM136 242H138V243H136ZM6 243L10 244V245L8 246ZM97 243L99 244V242H97ZM120 243L121 242H119V244ZM63 244H65V243H63ZM72 244H74V243H72ZM105 244H106V242H105ZM117 244H118V242H117ZM34 245H31V246H34ZM53 245H52V247H53ZM100 245L102 246V243H100ZM109 245H111V247H112V244L109 243ZM109 245L107 244L104 247H106V246L108 247L107 251L108 250L113 251V250L109 249V248H111ZM10 246H11V249H10L11 252H9L10 251L9 250ZM13 246H14V248H12ZM56 246H57V244H56ZM72 246L73 245H71V247ZM119 246H120L119 249L121 250L123 247L121 248V244ZM74 247H75L74 250H76L77 247L75 245H74ZM78 248H77L78 252L79 251L82 252V250H80V247H78ZM85 248H87V247H85ZM60 249L61 250L63 249L62 246H61ZM126 249H128V248H126ZM71 250L73 252L77 253V251H74L73 249H71ZM89 250H90V248H89ZM118 250H117V252H118ZM120 250H119V254L115 251V253H117L119 256L121 255V252L123 251V249H122V251H120ZM83 251H84V249H83ZM91 251L93 252L94 250L92 249ZM125 251L126 250L124 249V253H126ZM139 251H140L141 255H140ZM62 252H64V250H62ZM134 252L139 253V255H138L137 259L134 258V261H132L131 258L133 259V257L137 256V255L134 256V254L132 255V253H134ZM59 254L62 257L61 252ZM115 255L116 254H114V256ZM16 256H18V255H16ZM60 256L57 255L58 258ZM130 256H133V257H130ZM20 257H22V256H20ZM57 257H56V259H57ZM61 257L59 258V260L57 259V262L62 261V260H60V259H62ZM129 258H130V260H129ZM138 258H140V259L138 260ZM55 261H54L53 264H58V263H55Z\"/></svg>",
    "mask_w": 264,
    "mask_h": 264
}]
</instances>
